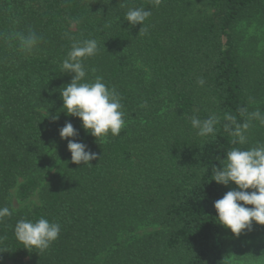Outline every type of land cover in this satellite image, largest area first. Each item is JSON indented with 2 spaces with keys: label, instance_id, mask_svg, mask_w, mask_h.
<instances>
[{
  "label": "trees",
  "instance_id": "1",
  "mask_svg": "<svg viewBox=\"0 0 264 264\" xmlns=\"http://www.w3.org/2000/svg\"><path fill=\"white\" fill-rule=\"evenodd\" d=\"M134 8L151 12L146 32L125 20ZM255 28H264V0H0V207L12 211L0 223V264H264V226L235 238L217 224L214 202L236 186L211 180L228 150L264 143L258 120L245 145L224 130L264 115ZM29 30L41 38L31 54L18 35ZM90 39L98 51L83 60L85 82L102 77L125 114L120 135L98 141L60 98L74 75L62 61ZM193 115L216 116L215 134L199 137ZM67 122L78 134L61 139ZM69 139L97 159L72 163ZM13 191L40 204L16 210ZM41 217L61 225L59 238L28 251L15 225ZM149 225L162 230L120 242Z\"/></svg>",
  "mask_w": 264,
  "mask_h": 264
},
{
  "label": "clouds",
  "instance_id": "2",
  "mask_svg": "<svg viewBox=\"0 0 264 264\" xmlns=\"http://www.w3.org/2000/svg\"><path fill=\"white\" fill-rule=\"evenodd\" d=\"M150 15L149 10L134 8L127 11L125 20L131 26L142 25L140 32H146L147 29L143 25ZM18 35L21 47L27 54L37 48L41 39L33 30ZM97 51L98 43L95 39L74 43L60 65L63 73L74 74L71 83L60 89V98L63 101L61 110L67 116L79 118L82 128L96 141L106 139L109 134L120 135L125 126L123 105L115 88L109 89L99 76L94 82H85L86 70L83 60L94 56ZM198 83L203 86L205 81L200 78ZM242 112H247V109H242ZM228 119L231 121L230 117ZM253 120H258L260 125L264 126V115L259 110L248 113L243 123H225L224 130L234 137L233 144L247 143V132L252 127ZM218 123L216 116L200 119L193 115L191 118L192 128L196 129L197 135L202 138L214 135ZM77 134L71 122H67L59 130L61 139L72 138ZM67 147L74 164L88 165L97 159V154L89 150L84 143L69 139ZM218 159L219 166L212 167L211 180L226 187L234 184L236 188L227 191L222 198L214 202L217 213L215 220L217 224L230 230L235 238H239L244 231L252 229L253 223L264 226V143L257 142L255 147L247 149L233 147L226 152L223 159ZM249 189L252 191H248ZM11 215L12 211L8 207H0V223ZM60 231V224L41 217L35 222L28 219L17 221L14 235L17 241L24 245V249L44 252L59 238Z\"/></svg>",
  "mask_w": 264,
  "mask_h": 264
},
{
  "label": "rangeland",
  "instance_id": "3",
  "mask_svg": "<svg viewBox=\"0 0 264 264\" xmlns=\"http://www.w3.org/2000/svg\"><path fill=\"white\" fill-rule=\"evenodd\" d=\"M198 11L200 12L201 9H198ZM253 30V28H252ZM251 30V31H252ZM256 35H258L261 38V49H264V28L261 29H256ZM13 194V206L16 210H19L20 208H25V209H32L35 206L40 204V200L38 198V196H34L33 198H31L28 202H26L25 204H21L18 202V200L16 199L15 196V191L12 192ZM162 230L161 227L159 226H155V225H149V226H143L141 228H139L137 231L129 233V234H124L121 235L120 237V242L122 243H129L141 236L147 235V234H151L153 232H157ZM103 259V257H102ZM232 261L235 264H252V262H246V261H242V260H237L235 257H232Z\"/></svg>",
  "mask_w": 264,
  "mask_h": 264
}]
</instances>
